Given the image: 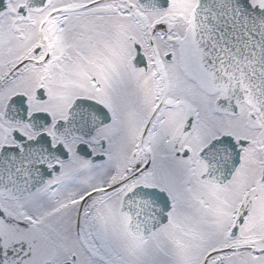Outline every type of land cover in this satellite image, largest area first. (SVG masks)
<instances>
[{
    "label": "snow or ice",
    "instance_id": "1",
    "mask_svg": "<svg viewBox=\"0 0 264 264\" xmlns=\"http://www.w3.org/2000/svg\"><path fill=\"white\" fill-rule=\"evenodd\" d=\"M0 264H264V0H0Z\"/></svg>",
    "mask_w": 264,
    "mask_h": 264
}]
</instances>
